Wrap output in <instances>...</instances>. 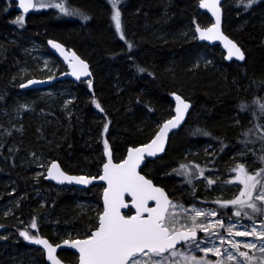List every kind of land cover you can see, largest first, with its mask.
<instances>
[{"label":"trees","instance_id":"1","mask_svg":"<svg viewBox=\"0 0 264 264\" xmlns=\"http://www.w3.org/2000/svg\"><path fill=\"white\" fill-rule=\"evenodd\" d=\"M195 1L129 0L127 7L120 13L122 27L126 26L132 38H126L128 34L122 31L126 35L122 40L111 24L105 0H69L71 8L75 9L73 4L82 7V11L76 10L88 17L87 20H78L76 25L71 16L42 11L25 15L22 26L12 22V10H4L3 0H0V55L7 60L0 62V88L10 87L9 78L15 67L14 61L23 58L21 50L24 43L28 42L27 36L40 41H44L47 36L62 38L90 63L94 74L93 97L86 103L83 92H77L76 102L79 104L71 120L67 122L61 114H54L56 121L52 124L44 121L37 127L34 121L25 123L21 139L16 140L22 153L25 154L27 149L35 148L36 145H43L46 156L58 160L67 169L86 163L96 173L100 158L95 140L97 131L102 133V146L105 147L107 142L112 155L120 160L129 146L148 141L159 124L169 117L173 106L170 95L177 92L192 103L188 116L184 124L170 134L162 157L146 160L141 172L162 186L171 199L185 205L196 203L215 207L218 215L226 219L229 209L217 204L213 194L225 195L239 189L238 184L226 183L228 177L235 174L232 169L238 164L242 163L248 170L256 171L253 169L263 163L259 157L264 155V142L261 144L254 140L256 134L255 138L250 136L252 128L246 127L241 132L235 116L245 122L251 102L264 96L261 54L264 28L257 19L264 12V0H255L251 4L249 8H253V15L247 20L241 19L238 40L233 38L245 53L244 61L233 67L231 62L221 60L228 70L225 81L208 70L197 71L190 65L195 53L200 50L213 57L216 51L221 52L217 45L208 46L196 39H183V34L191 32L193 28V15L197 11ZM201 15L203 20L197 21V24L206 25L209 16L206 13ZM222 27L229 35V29L225 25ZM17 28H22L24 35L19 36ZM153 28L158 29L166 40L158 38L160 33L155 34ZM8 35L13 37L12 41H9ZM248 89H254L253 101H244L243 95ZM93 98L100 108L91 101ZM241 105L246 106L244 110H241ZM205 132L209 135H204ZM204 140L215 149L212 154L197 160V165L203 169V183L198 179L192 183H182L180 175L166 171L174 163L177 167L181 165L176 160L181 158L188 141L198 143ZM189 154L190 162L187 164L195 165L192 163L195 156ZM1 175L13 180L18 190L27 187L31 180L25 173L15 171L11 154L6 151H0V192L6 180L2 181ZM205 177L215 183L208 186ZM37 184L43 200L41 210L32 207L26 196L21 198L19 207L20 217L29 228L25 230H31L32 233H39L42 214H50L54 204L64 202L67 198V194L59 190L61 187L45 177ZM83 191L98 203L99 212L100 184L83 188ZM59 208V214L52 218L53 223L65 220L72 230H91L97 225V217L93 215L80 220V215L77 217L75 212L68 213L62 207ZM34 220L37 225L35 229L31 227ZM3 227L11 232L5 233L0 227V264H47L41 249L19 233L14 234L19 226ZM58 256L70 264H77V255L73 251L60 250Z\"/></svg>","mask_w":264,"mask_h":264},{"label":"rangeland","instance_id":"2","mask_svg":"<svg viewBox=\"0 0 264 264\" xmlns=\"http://www.w3.org/2000/svg\"><path fill=\"white\" fill-rule=\"evenodd\" d=\"M110 12L111 17V24L113 25L117 36L118 34L121 35V32H117L115 28V22L112 19L114 8L110 0H105ZM41 2L45 5L48 4H56L63 2L65 5V8L68 12H71L73 14L68 15L74 18L75 25L78 24V20H83L84 16L82 13H79L77 9L83 10L82 7L77 6L73 4L75 9L69 8L70 6L64 1V0H41ZM129 0H119V3L117 4V9L119 11L124 10L127 7ZM198 2L199 0L195 1V7L197 11L193 15V21H192V31L189 33H184L182 37L183 39H186V41H193V39H197V34L195 32V27H205L210 22L211 19L209 17V21L206 25L197 24V21L203 20V15H201L202 12L198 8ZM36 3V0H35ZM2 4L4 5V10H7L8 7H14L12 4H9L8 0H3ZM72 4V3H70ZM236 4V5H235ZM248 0H223L221 3V8L223 12V19L225 27L229 29V35L232 39L238 40L237 31L239 30L240 26L242 25V20H247V17L253 15V12L251 8L247 7ZM48 10H57L60 13V9L56 7H37L34 8V11H48ZM20 14L14 13L13 14V20H16L17 17H19ZM209 16V15H208ZM227 16V19H226ZM259 22L263 25L264 28V12L260 16ZM244 20V21H245ZM195 22V23H194ZM19 29V30H17ZM16 30L21 32H16L19 34V36L24 35L22 34V28H17ZM121 30L128 34L124 37L131 39L132 36L128 33L126 26L122 27L121 22ZM153 31L155 34H159L158 29L153 28ZM152 31V32H153ZM157 33H156V32ZM160 31V30H159ZM122 32V33H123ZM12 34H15V32H12ZM158 38H164L163 34H159L157 36ZM9 41L13 40V37L8 35ZM27 43H24L25 46L21 50L22 59H18L17 61H14L15 66L12 69V73L10 74L9 83L10 87L6 88H0V151H6L11 154V161L12 165L15 168V171L20 172L21 174L25 173L27 176L31 178L30 184H28L27 187H25L23 190H18L16 187L14 181L8 180L6 177L2 176L1 180H5L4 188L2 189V192H0V227L4 230L5 233L11 232L8 228H4L3 226H15L19 228L17 229V232L14 233L15 235L17 233H21L22 231H26L25 228H27L26 224L24 223L23 219L20 217L19 207L21 203V198L25 197V199L28 200V203L36 208L41 210L43 207V200L41 198V195L39 193L37 183L42 177H46V171L50 164V162L53 160L51 157H47L45 154V151L43 150L44 146L36 145L35 148H29L27 149L26 153H22L18 145L16 144V140L21 139V136L24 133V125L25 123L29 124V122H36V126L39 127V124L42 122L47 124H52L56 120L54 118L55 115L61 114L63 116V119H65L67 122L71 120V118L76 113V105L78 102L77 92L82 91L83 92V98L85 99L86 103L90 101L93 97V68L89 64V77L85 79H80L78 81H73L71 79H61L59 81H55L52 84H49L45 87H39V88H32V89H26L22 88L21 85L28 79V78H50L54 77L56 75H59L66 71L65 64L60 61L55 55L51 52L48 41L49 40H55L59 43H61L63 46H65L67 49H71L75 51V48L71 46L69 43H66L62 38L53 37V36H47L45 37L44 41L36 40L33 37H26ZM166 40V38H164ZM134 44H136L134 42ZM263 46L261 54L263 55V61L264 64V43H262ZM26 49V50H25ZM245 54V53H244ZM221 60L225 61L224 53L223 51H216V56L213 57V55L208 54L204 50H200L199 53H195V58L190 63L191 67L193 69L198 70H208L213 74H216V76L220 77L223 81L227 79V68L222 63ZM1 61H7L5 57H2L0 55V62ZM261 61V60H260ZM227 62V61H226ZM228 62H231V65L233 67H236L238 63H242L236 60H230ZM195 71V70H194ZM89 81L91 82V87H89ZM246 89V88H245ZM246 95L244 101H250L254 100V89H248L245 91ZM186 99V98H185ZM188 100V99H186ZM93 101V100H91ZM82 101H80L81 103ZM173 103V101H172ZM249 108L247 109L246 116H245V122H242L241 118H238L237 115L235 116L236 121L238 123V127L240 128L241 132L247 127L252 128V132H250V136L252 138H255V134L257 138V142L263 144L264 141H262L261 136L264 135V116L262 115L260 119V104L264 103V96L261 97L260 100H256L254 102H251ZM79 104V103H78ZM253 105V106H252ZM173 107L172 111L169 117L173 114ZM97 111V110H96ZM44 113V114H43ZM167 117V118H169ZM166 118V119H167ZM165 120V119H164ZM163 120V121H164ZM162 121V122H163ZM161 122V123H162ZM160 123V124H161ZM159 124V125H160ZM248 125V126H247ZM159 127V126H158ZM176 132V131H175ZM174 133V132H173ZM102 138V133L100 130L97 131L95 135L96 143H98V150L100 152V158L98 160V171L94 173L92 169L90 170L88 168V165L86 163L82 164L81 166H75L74 168H71L70 170L67 169L66 166H64L62 163H60V167L63 171L69 173V174H82L86 176H97L100 172L101 164L105 161V155L104 150L105 147L102 146L100 140ZM47 143L46 145H48ZM39 147V148H38ZM167 147V146H166ZM110 148V147H108ZM166 149V148H165ZM184 153H182V156L180 159H177L176 161H179L181 165H185L187 168V171L189 173L188 177H185L184 175L181 176V182L188 184V180H191V183L194 179H198L199 181H202L200 170L202 169V166L197 165V160L207 157L208 155L212 154L214 152V147H211V145L207 141H200L198 143L194 141H188L187 145L185 146ZM165 152V151H164ZM193 152V153H192ZM192 156H195L192 159V163L195 165L187 164L190 160V154ZM164 154V153H163ZM157 156L156 158H161L162 155ZM113 159L115 161H118V159L113 156ZM74 163V160L72 161ZM186 163V164H185ZM76 165V163H74ZM78 165V164H77ZM180 165V166H181ZM238 165H243L247 172L249 174H255L256 172H259L262 168H264V162L260 163L258 167H255L253 170L256 171H250L247 169V167L240 163ZM255 165V164H254ZM180 166L177 167V164L174 163L168 167V170L174 171L177 173L176 170H180ZM236 168V167H235ZM76 169V170H75ZM179 176V177H180ZM236 174L231 175L228 177V181L235 180ZM238 183V182H236ZM229 184V183H228ZM98 185L97 184H92ZM239 189L243 188L242 184H239ZM73 185H59L61 187L59 190L65 192L67 194V198L64 202H58L54 204L51 208L50 214H42V217L40 218V224L39 227V233H32L31 230H27V232H30L32 237H39L44 236L48 240H51L52 242L56 243L62 240H72L77 238H85L88 237L91 233V230L88 229H78V230H72L69 227V224L65 220H61L59 222H52V218L56 217L57 214H59L58 209L59 207H62L66 212L72 213L75 212L77 217L80 215L81 219H84L85 216H88V218H91L92 215L94 217H99V214L101 212V205L100 210L98 212V203L91 199L88 193L83 191V187L74 186ZM101 189L103 188V185H101ZM239 189L232 191L227 194H213V199L216 201L225 202L230 201L234 199L237 195H239ZM171 203L176 205L175 208H170L169 212L174 214L178 220V223L174 225L177 229H180L181 226H193L192 222V216L194 215V210L199 209L202 211H216V216L214 217H199L197 218L200 222L207 224L209 221L215 222V217H220L218 215L217 209L215 207H209L203 204H196L192 203L189 205H185L183 202L178 201L176 199H171ZM260 202L257 201V204ZM218 204V203H217ZM229 211H226L228 213L227 219L222 222L225 224V227H227L230 224H236L237 228L234 229V232L236 230L243 231L245 228H247L249 231L252 230V223L253 221L249 220L247 217H236L234 213L238 210V206H232L229 205ZM228 207H224V209H228ZM96 211V212H95ZM244 211L251 214V209H244ZM254 215V221L257 225V230L259 231V226L262 222H264V215L259 214H253ZM84 217V218H82ZM95 220V219H94ZM171 226V225H170ZM29 229V228H27ZM197 230L198 233H202L198 238L204 241L203 244H201V248L204 247H218L221 249V256L213 255L212 253H209L207 256H205V253L203 251H200L196 249L195 247H189L185 245L184 243L181 244L179 247H177V251L179 253H182L183 256H196L197 258L204 257L209 262H216L218 260H223L224 264H264V252H261L259 248L256 249H250V248H244L241 246L239 248V251H243L248 254L249 261L245 262L244 257H240L239 253L231 248V245L228 243L221 244L219 236L222 235L225 238V241L227 240H235L238 242H246V241H253L256 243H259L256 237L248 236V237H238L234 235V232L232 235H229V233L225 230V228H217L216 231L218 233L217 236H206L203 231ZM24 238V237H23ZM31 241V240H27ZM34 244V243H33ZM224 249H228L229 252H232L236 257V261H228L226 259V255H224ZM177 260L180 262V264H186V262L183 260L182 256L177 255L175 258L169 257V262L171 260Z\"/></svg>","mask_w":264,"mask_h":264},{"label":"snow or ice","instance_id":"3","mask_svg":"<svg viewBox=\"0 0 264 264\" xmlns=\"http://www.w3.org/2000/svg\"><path fill=\"white\" fill-rule=\"evenodd\" d=\"M110 2L114 8L112 19L115 22V28L117 32H121L120 38L123 40L125 37L121 30V13L117 9L119 0H110ZM254 2L255 0H248L247 7H250ZM37 5L39 7H56L65 14H73L66 10L63 2L45 5L41 0H36L35 4L33 0H19L18 7L26 14L30 9L37 7ZM200 6L209 9L212 15L216 17V23L206 30H201L197 27L196 31L199 32L200 39L226 40L227 45H229V57L234 56L236 59L243 60L244 55L240 48L232 41L223 37L219 31L220 9L218 7V0H201ZM83 18L85 20L88 19L87 16ZM24 19V15H20L12 22L22 26ZM52 46L57 49L60 48V45L55 43ZM131 47L132 45L129 44V48ZM73 59L76 58L73 57ZM72 67L73 75H76L77 79L80 76L89 75L87 71L88 66L83 61L76 60V64L72 65ZM139 71L143 72L144 70L139 69ZM34 83L39 82L28 81V84H22L21 87L25 88ZM89 87H91L90 81ZM175 99L177 101L176 116L164 123L151 143L144 147L129 149L128 158L121 164H113L110 159L108 163L104 164V174L99 179L107 182V188L104 190V210L99 217L98 228L86 239L64 241L65 245L78 250L79 264H180L175 259L169 262V257L175 258L177 255L182 256L186 264H224L223 260L209 262L204 257L183 256L182 253L177 251V245L183 242L189 247H195L203 251L205 256L209 253L221 256V249L218 247L201 248V244L204 241L197 237V230L203 231L206 236L211 237L218 235L217 228H225L229 235H232L237 225L233 223L225 227V224L220 220H216L215 222L209 221L207 224L202 223L197 218L214 217L217 213L215 210L205 212L196 209L192 216L193 226L191 228L181 226L185 230L177 229L174 225L178 223V220L174 214L169 212L170 208L177 206L171 203L160 188L153 186L150 180L145 179L144 176L139 175L136 171L145 153L148 156H155L158 151H163L164 140L168 130L176 128L184 119V114L189 105L178 95ZM92 102L97 108L101 107L94 98ZM245 107L241 105V110H244ZM260 113L264 115V103L260 104ZM105 130H107V125H105ZM203 134L209 135L206 132ZM245 135L247 136L248 133H245ZM261 139L264 140V135L261 136ZM107 148L108 145L105 142V149L107 150ZM259 159L264 162V155L260 156ZM198 170L201 176H203V170ZM176 171L178 175L189 176L185 165H181L180 170ZM232 171L236 172V178L226 183L238 182L243 185V188L238 190L239 195L234 199L222 203L216 201V203L225 208L229 205L238 206V210L234 215L236 217H247L253 223L251 231L247 228L243 231L236 230L234 235L238 237L253 236L257 238L259 243L253 241H225L222 235L219 236V239L221 244H230L231 248L237 251L240 257H244L245 262H247L249 261L248 254L239 251L241 243L244 248H259L261 252H264V222L260 224L258 231L253 215H264V168L255 174H249L243 165H237ZM48 178L57 180L59 183L67 181L69 183L75 182L86 185L91 182L89 178L84 176L65 175L56 163H52L48 169ZM205 179L208 186L215 183L214 180L207 179L206 177ZM188 183H191L190 179ZM125 194L131 197V206L136 210L132 216H126L121 213V209L129 207L124 199ZM149 201H155V207H149ZM257 201L260 203L257 204ZM246 208L251 209V214L244 211ZM31 227L33 229L37 227L35 220L32 222ZM20 235L25 240H31L32 243L43 245L48 251V259L52 264H60L56 256L53 255L56 252V248L48 240L32 237L27 231H22ZM223 254L226 255L228 261L237 260V257L232 252H229L228 249H224ZM143 257H148V259L143 260Z\"/></svg>","mask_w":264,"mask_h":264},{"label":"water","instance_id":"4","mask_svg":"<svg viewBox=\"0 0 264 264\" xmlns=\"http://www.w3.org/2000/svg\"><path fill=\"white\" fill-rule=\"evenodd\" d=\"M222 1H223V0H218V7H219V9H220V12H219V15H220L219 31H220V33H221V35H222L223 37L227 38V40L232 41L233 43H235V44L237 45V47L240 48L241 52H242L243 55H244V59H245V54H244L242 48L240 47V45H239L234 39L230 38V36H228V35L224 32V30H223V27H222V26H223V25H222V23H223V12H222V8H221V3H222ZM14 2L16 3L15 10L18 11V12L23 13V10L20 9V8L18 7L19 0H14ZM34 2H35V1L33 0V3H34ZM200 4H201V0H200L199 3H198V8H199L202 12L206 13L207 15H209V17H210V19H211V22H210L207 26H205V27H199V26H197V27H199L201 30H206L207 28L211 27L213 24L216 23V17L212 15V12H211L209 9H207V8H202V7L200 6ZM32 10H33V9H30L28 13H30ZM28 13H26V14H28ZM24 14H25V13H24ZM197 27H195V32H196V34H197V38H198V40H199L200 42H202V43H205V44L208 45V46L218 45V46L220 47V49L223 51V53H224L225 61H227V62L230 61V60H236V61H239V62H243V61H244V59H243V60H239V59H236L234 56L231 57V58L229 57V45H227L226 40H221V39H204V40H202V39H200L199 32L196 31ZM50 42H52V43H50ZM53 43L60 45V48H59V49L54 48V47L52 46ZM48 46H49L51 52L55 55V57H57L60 61H62V62L66 65V71L63 72V73H61V74H59V75H56V76H54V77H50V78H42V79L34 78V77H32V78H28L23 84H28V81H38L39 83L31 84V85H29L28 87H25L26 89L45 87V86H47V85H49V84H52L53 82L58 81V80H61V79H71V80H73V81H78V80H80V79H85V78L89 77V75H90V73H89V64L87 63V61H86L85 59H83L82 57H80L75 51H73V50H71V49H67L65 46H63L61 43H59V42H57V41H55V40H49V41H48ZM73 57H75L76 59H73ZM76 60L83 61L85 64H87V66H88V67H87V71H88L89 75H87V76H80L79 79H77L76 75H73V67H72V65H75V64H76ZM177 95L180 96V98H181L185 103H187V104L189 105V108L187 109V111H186L185 114H184V119L181 121L180 125H178L176 128H170V129L168 130L167 136H166V138H165V140H164V149H163V151H158V152L156 153L155 156H148V155L145 153L143 159L141 160L139 166H138L137 169H136V171H137V173H138L139 175L144 176V178L147 179V180H150V181L152 182L153 186H155V187H157V188H160V189L165 193V195L168 197V199L170 200V196H169L168 192H167L162 186H160V185H158V184H155L150 178H148L146 175H144V174L141 172V168H142V166L145 164L146 160L155 159L157 156H159V155H161V154L164 153L165 148H166V146H167V142H168V139H169L170 134L173 133V132H175V131H177V130H178V129L184 124V122H185V120H186V118H187V116H188V113H189V111H190V109H191L192 103H191L189 100H186L182 95H180V94L177 93V92H173V93L170 95V99L173 101V106H174V107H173V114H172L169 118L165 119V120L159 125V127L156 129V131H155V133L152 135V137H151L148 141H146V142H144V143H140V144H137V145L129 146V147L126 149L124 156H123L120 160H118V161H115V160L113 159V157H112V151H111L110 148H107V150L105 149V150H104L105 161L101 164L100 172H99V174H98L97 176H86V175H82V174H78V175H75V174H69V173H67V172H65V171H63V170L61 169L58 160L53 159V160L50 162V164H49V166H48V168H47V171H46V177H45L46 180H48V181H50V182H52V183H54L55 185H58V186H59V185H61V186H62V185H74V186H79V187L86 188V187H89V186L92 185V184H97V183L103 185V188L101 189V193H100V202H101V207H102L101 212H100V214H99V217H100V215L103 213V210H104V190H105V188H107V182L104 181V180H100V179H99V177L102 176V175L104 174V164L108 163L109 159L111 160V162H112L113 164H121V163H123V161H124L125 159L128 158V152H129V149L144 147V146L148 145L149 143H151V141L155 138V136H156L157 133L159 132L160 128L164 125V123L167 122V121L170 120V119H173V118L176 116V111H175V109H176L177 101H176L175 97H176ZM52 163H56V164L59 166V169H60L62 172L65 173V175H68V176H76V177L84 176V177H86V178H89V180H90L91 182H90L89 184H86V185H85V184H77V183H75V182H71V183H69V182H67V181H65L64 183H59L57 180L50 179V178H48V169L51 167V164H52ZM124 199H125V202L128 203L129 207H128V208H125V209H121V213H122L123 215H126L125 212L128 211V210H130L131 212H130L128 215H126V216H132V215H134L136 210H135V208H133V207L131 206V197L128 196L127 194H125ZM148 206H149V207H155V201H149V202H148ZM145 215H146V214H145ZM99 217H98V220H97V225H96V227L91 231V233H92L93 231H95V230L98 228V226H99ZM91 233H90V235H91ZM90 235H89V236H90ZM89 236H88V237H89ZM88 237H85V238H77V239H86V238H88ZM39 238L48 240V239H47L46 237H44V236H39ZM77 239H72V240H77ZM64 241H65V240H62V241H59V242L53 243V242H51L50 240H48V242H49L53 247L56 248V252L53 253V255L56 256V258L59 260L60 264H70L69 262L64 261L63 259H61V258L58 256V251L63 250V249L73 251V252L77 255V264H79V252H78V250L75 249V248L70 247L69 245H65V244H64ZM182 243H183V242H181L180 244H178L177 247H179ZM34 245L43 251V256H44V260H45V262H46L47 264H52V262L48 259V251H47V249H46L43 245H37V244H35V243H34Z\"/></svg>","mask_w":264,"mask_h":264},{"label":"flooded vegetation","instance_id":"5","mask_svg":"<svg viewBox=\"0 0 264 264\" xmlns=\"http://www.w3.org/2000/svg\"><path fill=\"white\" fill-rule=\"evenodd\" d=\"M8 1H9V4H10V5L12 4L14 7H13V8H12V7H11V8H8L7 10H10V9H11L13 14H14L15 12L18 13V14H20V15H24V16L29 14V13H28V14H23V13H21V12L16 11V10H15L16 3L14 2V0H8ZM64 1H65L67 4H70V3H69V0H64ZM70 8H71V7H70ZM72 9H74V8L72 7ZM48 11H53V10H48ZM54 11L57 12V13H60V12H58L57 10H54ZM39 12H42V11H39ZM39 12H36V11H34V9H33V11H31L30 13H39ZM60 14H65V13H60ZM65 15H66V14H65ZM235 174H236V172H235ZM235 174H234V175H235ZM236 175H237V174H236ZM235 184H238V185H239V183H235ZM228 209H229V207H228Z\"/></svg>","mask_w":264,"mask_h":264},{"label":"built area","instance_id":"6","mask_svg":"<svg viewBox=\"0 0 264 264\" xmlns=\"http://www.w3.org/2000/svg\"><path fill=\"white\" fill-rule=\"evenodd\" d=\"M214 219L222 221L219 217H215ZM187 228H191V227L187 226ZM147 259H148V257H143V260H147Z\"/></svg>","mask_w":264,"mask_h":264},{"label":"bare ground","instance_id":"7","mask_svg":"<svg viewBox=\"0 0 264 264\" xmlns=\"http://www.w3.org/2000/svg\"><path fill=\"white\" fill-rule=\"evenodd\" d=\"M236 5V4H235Z\"/></svg>","mask_w":264,"mask_h":264}]
</instances>
